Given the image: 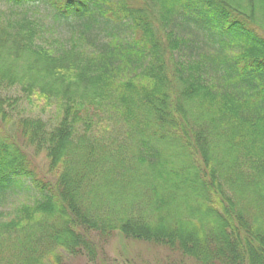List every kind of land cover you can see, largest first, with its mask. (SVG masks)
Wrapping results in <instances>:
<instances>
[{"label": "trees", "instance_id": "16d2710c", "mask_svg": "<svg viewBox=\"0 0 264 264\" xmlns=\"http://www.w3.org/2000/svg\"><path fill=\"white\" fill-rule=\"evenodd\" d=\"M3 3L0 94H53L58 112L0 125V264L95 261L94 236L113 233L197 264H264V0ZM15 100L0 96V119ZM100 114L120 128L108 140ZM27 183L41 199L5 219Z\"/></svg>", "mask_w": 264, "mask_h": 264}, {"label": "rangeland", "instance_id": "374dc122", "mask_svg": "<svg viewBox=\"0 0 264 264\" xmlns=\"http://www.w3.org/2000/svg\"><path fill=\"white\" fill-rule=\"evenodd\" d=\"M32 9L35 11V18L39 17L44 22H53L48 11L42 5L32 7ZM54 30L63 36H67L70 32V29L65 26L57 27ZM48 33L50 34L52 31ZM23 67L24 64L22 63L19 66L16 64L15 67L12 66V70L21 72ZM0 96L2 98L11 97L16 99L13 108L8 107L7 102H4L3 107L8 112V115L5 120L0 119V125L5 131L9 121H13V119L19 117H40L44 120L55 119L58 112L56 109L57 98L53 94L34 90L27 98L28 95L24 93L22 85L13 86L3 91ZM105 116L107 115H99L95 126V134L104 140H108L111 136L117 134L120 128L112 119ZM29 154L32 156L38 171L45 175L46 178L52 179V172H48L46 169L48 161L44 152L35 150V154L33 152H29ZM39 199H41V194L33 189L29 183L23 185L21 189L17 188L14 191H10L4 203L5 205L2 207L5 212L4 218L11 217L10 214L20 204L33 203ZM93 241L98 246L97 259L95 261H90L86 254L71 255L61 252V264H166L169 262L197 264L194 259L181 257L176 252H170L165 247L144 240L124 237L118 233H113L106 242L97 240L96 236H94Z\"/></svg>", "mask_w": 264, "mask_h": 264}, {"label": "clouds", "instance_id": "9594fccd", "mask_svg": "<svg viewBox=\"0 0 264 264\" xmlns=\"http://www.w3.org/2000/svg\"><path fill=\"white\" fill-rule=\"evenodd\" d=\"M7 11H8L7 6L3 4V0H0V13ZM261 58L264 59V55H262Z\"/></svg>", "mask_w": 264, "mask_h": 264}]
</instances>
